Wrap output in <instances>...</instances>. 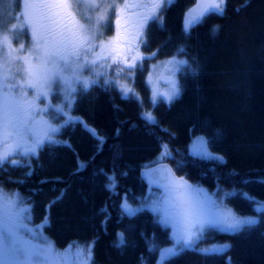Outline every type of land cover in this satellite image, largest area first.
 <instances>
[{
    "label": "trees",
    "instance_id": "obj_1",
    "mask_svg": "<svg viewBox=\"0 0 264 264\" xmlns=\"http://www.w3.org/2000/svg\"><path fill=\"white\" fill-rule=\"evenodd\" d=\"M203 3L176 0L161 12L163 24L149 22L150 48L159 47L160 54L144 62V71L135 73L132 85L143 107L157 116L158 125L142 119L140 106L134 99H122L118 89L94 86L80 94L71 112L82 123L62 127L55 135L60 143L44 144L38 158L22 156L19 166L0 167V188L18 192L31 204L33 222L43 223L59 253L69 245L94 241L95 264H157L160 249L174 244L171 230L156 224L147 210L122 217L119 205L125 194L134 206L146 195L149 186L141 173L146 165L157 166L152 162L161 142L172 150L162 163L190 184L213 192L219 178L222 187L235 185L264 201V0H227L223 13L207 12ZM201 13L185 34V19ZM180 44L186 45L190 57L198 58L199 75L181 77V96L152 108L150 65L166 60ZM141 51L148 49L142 46ZM196 135L210 139L211 150L224 155L227 164L194 157L190 145ZM29 163L31 176L25 175ZM233 169L238 175H230ZM113 173L117 187L109 191L107 177ZM227 203L240 214L258 215L239 194ZM117 232H123L126 241L119 248ZM153 240L157 247L149 252L147 245ZM225 243L231 248L223 253L185 250L171 259L164 257L160 264H264V212L260 224L236 234L208 232L201 244Z\"/></svg>",
    "mask_w": 264,
    "mask_h": 264
},
{
    "label": "snow or ice",
    "instance_id": "obj_2",
    "mask_svg": "<svg viewBox=\"0 0 264 264\" xmlns=\"http://www.w3.org/2000/svg\"><path fill=\"white\" fill-rule=\"evenodd\" d=\"M173 2L167 0V5L171 6ZM80 6V0H40L39 3L23 0L20 13L23 20L21 23H13L11 29L27 26L31 32V46L27 50L24 43L14 47L7 32L0 33V51L3 52L0 57V144L3 145L0 148V167L5 163L19 166L20 162L12 158L17 154L29 160L34 156L38 158L39 150L45 142L60 143L54 139V134L72 122L82 123L71 112L79 102L80 94H86L94 86L118 89L122 99H134L140 106L142 119L151 125L159 124L157 116L143 107L144 102L132 84L135 82V73L144 71V62L155 60L160 54L159 47L151 50L147 29L150 21L163 24L164 18L160 13L165 11L166 0H151L148 4L143 0H123V3L114 0L103 6L97 0H84L85 7L97 9L94 16L88 15L86 18L78 14ZM226 7L227 0H218L208 5V8L218 9L221 13ZM112 9H115L114 21H111L114 34L105 39L102 38L101 29L109 25L108 12ZM135 9L141 11H130ZM196 19H185V34H188ZM142 46L148 49L147 53L141 51ZM16 62L20 63V67L17 74H13L11 66ZM162 63L171 72L170 88L163 93L166 102L170 104L182 94L181 77L187 78L189 74L198 76L200 64L197 57L189 56L184 44L178 45ZM113 65L115 75L109 71ZM98 68L104 70L98 71ZM17 75H21L22 79H17ZM147 80H151V73ZM27 88L32 90L30 97L25 92ZM16 89H19L18 93ZM52 98L58 102L53 104ZM156 103V92L153 91L149 104L154 108ZM49 115L50 118L45 119ZM60 118H63L62 123L53 122ZM89 131L96 135L94 129ZM217 135H220V130H217ZM97 139L102 141L103 137L97 136ZM210 143L208 138L196 137L195 154L226 165V157L212 152ZM159 147V156L152 162L157 166H144L143 175L150 184L163 188V194L157 198H140L136 206L128 203L125 194L119 205L122 217L127 215L133 218L147 210L155 217L154 222L162 228L171 225L173 231L169 235L174 244L160 249L157 264L164 257L171 259L185 250L202 255L223 253L231 245L225 243L210 248L196 246L206 230L218 229L236 234L261 223L259 215L240 214L226 205L225 201L239 194L245 202L253 205L252 211L256 213L264 212V201L235 185L231 188L222 187L219 178L212 193L190 184L184 177L177 178L170 168L161 163L164 158L171 157L172 150L163 142ZM27 167L29 171L25 175L31 176V163ZM230 175L238 173L233 169ZM107 180L109 191L117 187L114 173ZM241 183L247 184L249 181L242 179ZM21 200L18 192L8 195L0 188V264H56L52 259L53 242L47 241L45 237V243L40 244L21 236L19 229L28 228L23 214L31 210ZM226 207L228 210H223ZM43 226L41 223L36 228L42 229ZM28 230L35 234V229ZM116 236L115 246H124V233L117 232ZM94 247V241L85 246L77 245V253L85 257L81 264H95ZM156 247L153 240L147 245V250L152 252Z\"/></svg>",
    "mask_w": 264,
    "mask_h": 264
},
{
    "label": "rangeland",
    "instance_id": "obj_3",
    "mask_svg": "<svg viewBox=\"0 0 264 264\" xmlns=\"http://www.w3.org/2000/svg\"><path fill=\"white\" fill-rule=\"evenodd\" d=\"M175 1L176 0H174V2ZM33 2L39 3L40 0H33ZM97 2L99 4H101V6H103L104 4L113 3L114 0H97ZM115 2L116 3H123V0H115ZM204 3H208V2L205 1ZM204 3H203V5H204ZM22 5H23V0H0V33L7 32L9 34V36L12 38V42H13V46L14 47H18V45L20 43H24L25 50H27L31 46V32L27 28V26H25L24 28H17V29H14V30L11 29V25L13 23H21L22 20H23V17L20 15V13L22 11ZM80 5L81 6L78 9V14L79 15H81V16H83L85 18L88 15H93V16L95 15L97 9L85 7L84 6V0H80ZM166 6H168L167 5V0H166ZM213 9L211 8V11H217L218 10V9H214V10ZM130 11H141V10L140 9H135V10H130ZM108 16H109V25L108 26H105V27H103L101 29V31L103 32L102 38H105V39L107 37L112 36L114 34V24H112L111 21H114L115 9L110 10L108 12ZM199 17L201 18V17H203V15L199 14ZM97 51H98V49H97ZM2 56H3V52L0 51V57H2ZM163 61H165V60H163ZM163 61H158V62L152 63L150 65L149 73H151V80L150 81L147 80L148 86H149L150 91H151V96H152L153 91L156 92V101H157L156 105L159 102H161V101H164L165 103H167L166 100H165V98H164V96H163V93L166 92V91H168L169 88H170L169 79L171 77V72L168 70V68L165 66V64L162 63ZM152 65H156V67H152ZM19 67H20V63L19 62L14 63L11 66L12 73L13 74H17V69ZM97 70L98 71H103L104 69H99L98 68ZM109 71L111 72L112 75H115V66L113 65L112 69H110ZM149 73H148V75H149ZM84 74L85 75H88L87 72H85ZM17 79H22V76L21 75H17ZM129 83H132V82L129 81ZM101 84H102V81H101ZM76 87L79 88V86H76ZM16 92L18 93L19 92V89H16ZM25 92H26V94L29 97L33 94L32 93V90L30 88L25 89ZM174 100H176V99H174ZM51 102L53 104H55V103L58 102V100L56 98H52L51 99ZM167 104H169V103H167ZM41 106H43V103L41 104ZM50 115L49 116H46L45 119H49L50 118ZM53 122L54 123H57V120L56 121H53ZM56 134L57 133L54 134V139H55V135ZM198 136H201V135H196V136H193L192 137V141H191V145H190V152H191V154L194 157L201 158V159H206V160H210V159H207V158H204V157H202L200 155L195 154V151L194 150L197 147V145H196V137H198ZM45 144H50V143L45 142ZM2 147H3V145L0 144V148H2ZM209 147H210V145H209ZM210 150H211V148H210ZM21 157H22L21 155L17 154V155H15L12 158H14L16 160L17 159L19 160ZM22 158H24V157H22ZM162 162H163V160L161 161V163ZM194 186H198V185H194ZM199 187H201V186H199ZM201 188H204V187H201ZM204 189H206V188H204ZM208 192L209 193H212L209 190H208ZM4 193H6L8 195H11L14 192L4 191ZM162 194H163V190H157V189H154L152 187H149L148 190H147L146 195L143 198H145V199H148V198H157V197L161 196ZM21 203L30 206V209H31L30 212H25L23 214V216H24V223L26 225H28V228L35 229V234H34L33 232H30L28 230V228H20L19 229V232H20L21 236L23 238H25V239H28V240L32 241V242L40 243V244L45 243V240H44L45 237L47 238V241H51L52 242V240L45 234L44 228H42V229L36 228L37 224H35L33 222L32 206H31V204H29L28 202H26L23 199L21 200ZM225 203H226V205H228L229 207H231L227 203V200L225 201ZM223 210L227 211L228 208L226 207ZM262 213L263 212L258 213V215L260 216V218L262 216ZM167 228L170 229L171 232L173 231L171 225H169ZM211 231L223 232V231H220L218 229H209V230H206V232L203 234L202 238L197 242V245L196 246L198 248H210L212 245H221V244H212V245H208L207 246V245L201 244L202 241L204 240L206 234L208 232H211ZM224 233H228V232H224ZM79 246H81V245H79ZM84 258L85 257L83 255H79L77 253V246L70 247L64 253H59L57 251V249L55 248V246H54V253H53L52 259L56 262V264H78ZM57 260H59V262H57Z\"/></svg>",
    "mask_w": 264,
    "mask_h": 264
},
{
    "label": "water",
    "instance_id": "obj_4",
    "mask_svg": "<svg viewBox=\"0 0 264 264\" xmlns=\"http://www.w3.org/2000/svg\"><path fill=\"white\" fill-rule=\"evenodd\" d=\"M193 18H198V19H196V21L194 22V23H192V25H191V27L192 26H194L197 22H199L200 21V17H199V14H197V16H195V15H191V16H189V17H187V19H193ZM190 27V28H191ZM164 165H166V164H164ZM168 168H170L171 169V171H172V173H174V175L177 177V178H179L176 174H175V172L172 170V168L169 166V165H166ZM156 167V166H155ZM154 168V167H153ZM145 171V170H144ZM144 171L141 173V177H142V180L144 181V183L147 185V186H149V187H152V188H155V189H157V190H163V188H161L160 186H158L157 184H150L149 183V180H148V178L145 176V175H143V173H144Z\"/></svg>",
    "mask_w": 264,
    "mask_h": 264
},
{
    "label": "flooded vegetation",
    "instance_id": "obj_5",
    "mask_svg": "<svg viewBox=\"0 0 264 264\" xmlns=\"http://www.w3.org/2000/svg\"><path fill=\"white\" fill-rule=\"evenodd\" d=\"M204 2L205 1H207L208 3H205L206 4V6H207V12L208 11H211V8H208V5H210V4H212V3H216V2H218V0H203ZM143 2L145 3V4H148V3H150L151 2V0H143ZM213 9V8H212ZM215 9V8H214ZM213 9V10H214Z\"/></svg>",
    "mask_w": 264,
    "mask_h": 264
}]
</instances>
